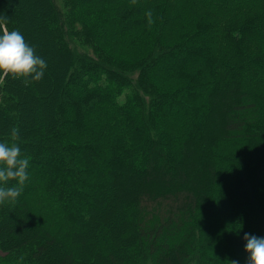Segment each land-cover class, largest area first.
Segmentation results:
<instances>
[{
	"label": "trees",
	"instance_id": "16d2710c",
	"mask_svg": "<svg viewBox=\"0 0 264 264\" xmlns=\"http://www.w3.org/2000/svg\"><path fill=\"white\" fill-rule=\"evenodd\" d=\"M0 16L47 63L0 81V142L29 159L0 204V264H247L264 0H0Z\"/></svg>",
	"mask_w": 264,
	"mask_h": 264
},
{
	"label": "clouds",
	"instance_id": "9594fccd",
	"mask_svg": "<svg viewBox=\"0 0 264 264\" xmlns=\"http://www.w3.org/2000/svg\"><path fill=\"white\" fill-rule=\"evenodd\" d=\"M132 3L135 4L136 0H132ZM145 15L151 25L152 12L149 10ZM6 23L7 18L0 16V81L8 76L23 78L26 85L31 80H41L47 68L46 61L36 55L35 48L19 30H9ZM18 133L17 128L12 129V141L18 139ZM28 168L29 159L21 156L18 144L0 142V185L16 181V185L11 187L0 186V204L16 202L29 179ZM244 239L247 241L245 250L250 254L247 264H264V237L245 233ZM231 264H238V261L233 260Z\"/></svg>",
	"mask_w": 264,
	"mask_h": 264
},
{
	"label": "rangeland",
	"instance_id": "374dc122",
	"mask_svg": "<svg viewBox=\"0 0 264 264\" xmlns=\"http://www.w3.org/2000/svg\"><path fill=\"white\" fill-rule=\"evenodd\" d=\"M219 139H223V136H220Z\"/></svg>",
	"mask_w": 264,
	"mask_h": 264
}]
</instances>
